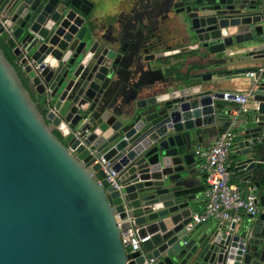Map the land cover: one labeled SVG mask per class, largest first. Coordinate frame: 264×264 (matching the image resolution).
Listing matches in <instances>:
<instances>
[{
    "label": "water",
    "instance_id": "obj_1",
    "mask_svg": "<svg viewBox=\"0 0 264 264\" xmlns=\"http://www.w3.org/2000/svg\"><path fill=\"white\" fill-rule=\"evenodd\" d=\"M260 7L204 0L178 38L192 45L164 54L160 36L141 34L144 20L122 44L90 0H0V42L15 57L0 45V264H264V71L233 120L239 91L229 82L258 67L225 70L264 66ZM178 54L198 70L167 75L183 65L166 59ZM230 125L234 171L257 188L261 210L189 228L193 147ZM130 227L150 236L134 252L122 244Z\"/></svg>",
    "mask_w": 264,
    "mask_h": 264
},
{
    "label": "built area",
    "instance_id": "obj_2",
    "mask_svg": "<svg viewBox=\"0 0 264 264\" xmlns=\"http://www.w3.org/2000/svg\"><path fill=\"white\" fill-rule=\"evenodd\" d=\"M1 21V18H0ZM264 71V66L260 65L256 70L253 68L244 72L247 76L255 78L260 72ZM252 89L239 91L237 105L232 109L233 120L243 116L252 103ZM256 103V102H255ZM235 132L233 126L225 128L216 138L211 146H198L195 154L200 158V168L206 175V187L204 189L205 207L202 211L192 213V219L188 223L191 228L195 224L208 220H217L221 224L238 223L244 219V214L256 215L260 212L259 196L257 188L249 185L244 189L239 182L233 181L231 167L234 163L229 159L234 145ZM102 168L107 173V178L116 187H120L119 174L111 166L110 161L100 157L98 159ZM122 219L118 218V225L122 227ZM123 246L129 252L142 249V242L150 236L140 237L136 229L130 227L121 232ZM154 257L143 264H151Z\"/></svg>",
    "mask_w": 264,
    "mask_h": 264
},
{
    "label": "flooded vegetation",
    "instance_id": "obj_3",
    "mask_svg": "<svg viewBox=\"0 0 264 264\" xmlns=\"http://www.w3.org/2000/svg\"><path fill=\"white\" fill-rule=\"evenodd\" d=\"M203 1L204 0H122L119 11L107 15L102 18V21L106 22V25L109 27H116L120 30L122 32V44L128 43L127 46L134 43L132 40L133 38L139 37V35L136 34L137 30L140 29V25L138 24L139 21H146L144 24H147V29L144 31V34H141L144 37L150 36V39L154 36H160L161 39L156 41L158 43L156 47L165 54L167 51L164 49L166 48L171 47L170 51H179L182 48H187L192 45L185 40L181 43L177 42V44H174L171 37H173L174 34L180 38H184L187 35L189 27L186 19L189 17L190 13H199L197 8ZM254 1H256L259 6L260 0ZM95 6L96 4H94V8ZM258 13V17L264 19V8H258ZM260 31H264V26ZM150 39L146 40L144 46L151 47ZM262 44H264V39ZM255 62L261 64L260 61ZM247 63L248 62L241 64L235 63L230 65L234 66V68H225V70L229 72L236 67L249 66ZM168 71L169 70H167V75H171L172 73Z\"/></svg>",
    "mask_w": 264,
    "mask_h": 264
},
{
    "label": "crops",
    "instance_id": "obj_4",
    "mask_svg": "<svg viewBox=\"0 0 264 264\" xmlns=\"http://www.w3.org/2000/svg\"><path fill=\"white\" fill-rule=\"evenodd\" d=\"M94 2V4H96L95 8H94V14L97 18H99L100 20L104 17H106L107 15L113 14L114 12H118L119 11V7L120 4L122 2V0H91ZM178 38L179 36L175 35L173 37H171V40H173L174 44H177L178 42ZM187 54H178L175 55L173 57H169L166 58L168 61H171L172 64H177V63H182V61H184V63H182L183 65L177 66L174 69H170L168 72H176V71H182L186 74L190 73V71H196L199 68V65H197L195 62H193V60L190 61H185ZM247 65L251 66V67H259L261 64L256 63V62H252L249 61L247 63ZM225 68H234V66H229V67H225ZM251 79L252 77L247 76L246 74L242 73L239 76L235 77V79H232L229 83V88L232 89L233 91L238 90V91H243V90H247L250 88L251 85ZM225 128L221 127L218 128V130H214L211 134H208L207 132H204L201 134V138L198 139V144H196L193 147V151L195 152V149L198 146H211L215 143L217 136L224 130ZM196 156V154H195ZM232 156V155H231ZM231 156L229 157V159H232ZM196 162H197V166H198V170L196 173H193V175H191V182L189 185V190L191 193L195 192L196 193V197L193 198V200H191V208H192V212H197V211H202L205 207V195H204V188L201 187H205L207 185L206 183V175L205 172L201 170L200 168V158L198 156H196ZM231 171L233 172V181L235 182H239L242 187L244 189H248L249 185L251 184L250 182H241L240 178L237 177L234 168H233V164L231 167ZM249 215L244 214V219L247 218ZM218 224H221V222L217 221V220H206L202 223H199V227H201V229L207 228H213L215 226H217Z\"/></svg>",
    "mask_w": 264,
    "mask_h": 264
},
{
    "label": "trees",
    "instance_id": "obj_5",
    "mask_svg": "<svg viewBox=\"0 0 264 264\" xmlns=\"http://www.w3.org/2000/svg\"><path fill=\"white\" fill-rule=\"evenodd\" d=\"M0 45H1L2 49L4 50V52H5V55H6L7 59H8L12 64H15V63H14V61H15V57H14V55H12V51H11V49L8 48V46H7L6 44H4L3 41L0 42ZM15 66H16V65H15ZM16 69L19 71L18 67H17ZM19 74L21 75V78H22L24 84L27 85V78L24 76V73L21 72V71H19ZM57 135L59 136V133H57ZM205 187H206V186H205ZM205 187H201V188H204V189H205Z\"/></svg>",
    "mask_w": 264,
    "mask_h": 264
}]
</instances>
